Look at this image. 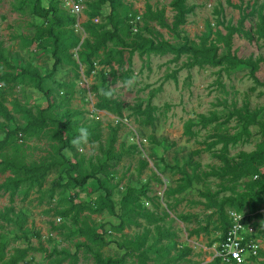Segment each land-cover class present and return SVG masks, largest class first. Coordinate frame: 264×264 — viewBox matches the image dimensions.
Wrapping results in <instances>:
<instances>
[{
  "label": "rangeland",
  "instance_id": "obj_1",
  "mask_svg": "<svg viewBox=\"0 0 264 264\" xmlns=\"http://www.w3.org/2000/svg\"><path fill=\"white\" fill-rule=\"evenodd\" d=\"M50 1L64 16L73 15L62 0H42L40 6L47 7ZM172 1L117 0L113 14L120 36L126 42L136 39L143 46L130 55L129 47L109 41L94 59L95 70L85 74V66H79L75 53L78 45L72 41L80 39V44L94 30L111 29L108 1L83 0V10L74 22L64 18L62 24L53 25L59 34L55 41L48 33L39 35L37 27L46 22L36 21L34 0H0V55L10 63L0 60V101L12 116L7 120L0 114V134L19 127L10 143L0 150V160L62 161L57 151L60 139L56 123L32 134L23 131L31 116L47 107L44 91H48L54 105L46 113L72 122V133L76 132L65 153L71 162L79 164L71 175L81 179L94 171L111 191L109 200L96 178L76 184L68 179L67 166L61 164L46 175L42 184L29 186L23 182L12 197L9 192L0 191V211L5 212L12 205L23 222L19 227L0 219L4 224L0 227V240L6 244V258L15 254L17 248H26L27 254L18 264H97L96 252L104 257H123L122 264H139L138 250L146 248L151 264H223L214 261V246L223 233L218 205L200 192L211 193L213 200L219 201L242 190L240 180L232 181L230 174L221 177L207 173L223 171L219 155L237 160L240 153L255 150L261 139L257 125L245 126L236 116L227 122L224 118L234 108L248 118L262 108L257 119L264 122V37L257 43L237 34L232 38V52L238 57L263 58L256 72L259 83L252 80L249 67L242 64L231 67L224 61L220 65L187 66L189 54L176 58L167 50H149L148 40H163L174 46L184 42L217 45L219 55H223L226 47L221 35L227 32L225 26L236 25L240 16L232 4L242 2L184 0V6L193 9L174 28L177 12ZM242 6L246 12L250 6L262 7L264 13V0H243ZM138 8H142L143 17L135 35L130 32L128 21ZM257 20L256 15H249L245 26H255ZM121 48L123 67L114 57L110 58L118 71L114 79L110 65L99 61L110 49ZM23 68L39 72L44 79L43 90L19 75ZM123 71L127 72L126 81ZM5 72L14 79L4 77ZM103 74L104 92L128 104L122 115L95 107ZM148 105L151 124L145 122L146 114L142 113ZM211 112L218 114L219 119L203 126L199 115L208 116ZM190 120L195 123L191 135L186 131ZM81 128L87 129V139H81ZM114 128L115 155L107 161L109 175L105 178L97 169L106 158ZM233 133H240L245 140L229 144L227 150L221 142H215L217 134ZM11 175V170L0 171V183ZM185 175L190 182L186 187ZM128 185L144 190L145 195L140 197L141 206L132 204V210L124 211L121 201ZM67 210V215L59 213ZM243 211L255 215L252 226L263 252L258 264H264V215H259L264 214V202L255 198ZM145 231L147 237L142 244ZM94 233L101 234L108 244L92 240Z\"/></svg>",
  "mask_w": 264,
  "mask_h": 264
},
{
  "label": "trees",
  "instance_id": "obj_2",
  "mask_svg": "<svg viewBox=\"0 0 264 264\" xmlns=\"http://www.w3.org/2000/svg\"><path fill=\"white\" fill-rule=\"evenodd\" d=\"M42 0H34L33 4V13L36 21H41V23L46 22L42 26H38L39 35H43L44 33H48L49 36L55 38L58 37V33L53 30V25L55 24H62V20L67 18L69 22H74L76 19L75 15L71 16H64L62 13L59 12L58 7L52 1L49 2L47 7H41ZM101 2L108 1L111 6V12L107 16L111 21V29H104L101 28L100 30H94L91 36H86L82 42L79 44L80 39H75L72 41V44L78 45L75 53H77L80 64L79 66H85L84 72L85 74H90L93 70H95V58L98 56V52L101 48L105 47L107 42L114 41L117 44L121 45L122 47H129L130 48V55L143 45L138 42L136 39H132L130 42H126L119 34V28L116 21H114V14L113 11L115 10L116 1L117 0H100ZM229 2V0H227ZM240 4H232L234 7L238 8L240 11L239 20L237 21L236 25H226L225 29L227 32L224 35H221L224 45L226 47V53L223 55H219V48L217 45L212 46H205V45H193L188 42H184L180 46H174L167 41L159 40L158 42H153L152 40H148V49L149 50H157L163 51L167 50L173 52L175 57H179L182 54H189L190 61L186 62L185 65L187 66H194L196 64L202 63H209L212 65H220L224 61H227L231 67H235L236 65L242 64L249 67V75L252 80L256 83H259L260 80L256 75L257 70L259 69L260 63L263 61V58L258 57L256 59L252 58H243L238 57L235 53L232 52V38L234 34H237L241 37H246L250 42L257 43L262 37H264V13L262 7H252L249 12H246V8H244L243 0ZM172 6L176 9L175 19L173 21V27H177L179 24L183 23L185 20V14L188 13L193 9L192 6L186 7L184 6V0H173L171 2ZM137 12V10H136ZM136 12L131 13L129 15V20L131 16H134ZM95 12L94 14H97ZM249 15H256L258 20L255 26L246 27L245 20ZM129 23V21H128ZM130 27V23H129ZM139 31V30H138ZM138 31L133 33L130 29L132 34H138ZM147 43V42H146ZM57 49V47L55 48ZM124 50L121 49H110L107 52V55L104 59H100L101 64H109L112 73L114 74V79H117V68L110 62V58L114 57L120 67L124 66V57H123ZM0 60L4 61L6 64L10 65L9 61L0 55ZM56 60L59 61V56L56 57ZM129 62V60H128ZM82 64V65H81ZM102 73V72H101ZM125 71L122 72L121 75H124L123 80H127ZM22 77H28L35 83V87L37 89L43 90L42 83L44 79L40 76L38 71L30 70L27 68H23L19 73ZM175 77V75H173ZM4 77H10L14 79V76L9 73L5 72ZM101 92H97V102L95 103V107L97 109H106L110 110L113 113H117L122 115V109L128 107V104L124 102L117 101L116 99L112 98L111 95H108L104 92L105 76L103 74ZM100 88V87H99ZM98 88V89H99ZM44 95L47 99V107L40 108L37 111L36 115L31 116V119L27 123L26 127L23 129L24 133L32 134L37 131L43 130L45 127L50 125L51 123H56V129L58 131V136L60 139V145L58 148V154L60 155L62 161H50L47 159H43L40 161H35L32 163H18L15 162L11 158H3L0 160V171L5 172L7 170H11V176L6 177V179L0 183V191L9 192L11 197L15 195L17 191H19L21 184L23 182H27L29 186L33 185L34 183L42 184L46 175L52 171L57 169L59 164L66 165V175L69 180L74 181L78 185H83L87 182L89 178H96L99 183L101 184L102 188L106 191V197L111 200V191L109 187L106 186L103 179L97 177V174L93 171L88 174H85L81 179L73 177L71 172L79 167L78 162L73 163L71 162L67 155L65 154L67 149L70 148L69 139L70 137L75 136L76 132L73 131L72 122H68L66 120H58L50 116L46 113L47 109L51 108L54 105V102L51 101L48 91H44ZM151 107L148 105L146 108L142 110L143 114H146L145 122L148 124L152 123V116L150 112ZM262 108L256 109L252 112L251 116L248 118L242 114L240 109L234 108L232 111L228 113V115L224 118V121L227 122L231 117L236 116L239 121L245 123V126L248 125H257L259 127L260 132V140L255 150L246 153L242 152L239 154L237 160L231 161L227 158L226 155L222 154L219 155L221 160L224 163L223 171H213L210 170L207 174L210 175H220L224 177L227 174H230L231 180L234 182H238L240 180L242 184V190L235 192V194H230L227 196H223L222 199L219 201L213 200V195L208 192H200L201 195H204L208 200L215 201L218 205L217 210L220 213L221 221H222V228L223 233L218 243H220L224 237L225 233L230 226V219L227 216L226 211L228 209H234L238 212H244L243 222L250 223L253 222L255 215L251 213H247L243 211L246 204L254 200L255 198H259L261 202H264V122H261L257 119L258 114L260 113ZM246 111H249L248 108H245ZM0 114L7 120H11L12 116L10 115L9 110L4 106V104L0 101ZM200 122L203 126L216 121L219 119L218 114L215 112H211L208 116L200 114ZM195 123L190 120L187 125V132L188 134H192L191 127ZM18 129L14 128L11 131H6L4 134H0V150H2L5 146H7L11 139L18 133ZM65 131L68 132L65 135ZM112 134L108 139V149L106 151V158L102 161L101 167L97 170L102 172L105 178H108V164L107 161L110 157L115 155V141H116V134L117 129H112ZM21 135V134H20ZM94 137L97 139L99 137V133L97 132L94 134ZM245 140L240 133H233V134H217L215 142H221L223 144L224 150L228 149L229 144H235L238 141ZM58 164V165H57ZM163 171V170H162ZM162 171H160L162 173ZM164 174V173H162ZM186 177V175H185ZM186 183L184 187L187 186L189 180L185 178ZM190 183V182H189ZM141 195H145L144 190H140L137 187L127 186L125 194L122 197L121 207L124 211L132 210V204H136L137 206H141L140 197ZM225 206L229 208L225 210ZM5 212L0 211V219H4L7 222H12L19 227L23 226V222L20 218V213L15 212L14 206L10 205L7 206L4 210ZM70 210L59 212L62 215H67ZM9 213L14 215L9 216ZM148 215V214H147ZM264 215V214H259ZM14 216V217H13ZM18 216V217H17ZM0 227H4V224L0 223ZM147 237V231H145L141 236L142 244L145 243V239ZM258 237V236H256ZM250 238V237H249ZM91 239L96 241L101 245H107L108 242L104 239L101 234L94 233L91 236ZM190 251V250H188ZM27 254V249L17 248L16 253L12 254L8 258H6V244L0 240V264H18L20 261L23 260L25 255ZM260 255H263L262 250L260 251ZM137 261L139 264H151L148 263L150 259L148 250L140 249L136 255ZM95 262L97 264H122L124 261L123 257H104L101 253L96 252L94 255ZM214 261L222 262L221 257L214 256ZM61 262V260H59ZM224 264V263H223Z\"/></svg>",
  "mask_w": 264,
  "mask_h": 264
},
{
  "label": "built area",
  "instance_id": "obj_3",
  "mask_svg": "<svg viewBox=\"0 0 264 264\" xmlns=\"http://www.w3.org/2000/svg\"><path fill=\"white\" fill-rule=\"evenodd\" d=\"M62 3L77 18L83 10V0H62ZM142 17V8H138L136 14L130 17V29L133 33L138 31ZM226 213L230 219V226L224 239L214 246L215 256L221 257L224 264H258L262 260L260 255L262 246L256 237L257 232L252 226L253 223L242 221L244 212L230 208ZM60 219L58 217L57 221Z\"/></svg>",
  "mask_w": 264,
  "mask_h": 264
},
{
  "label": "clouds",
  "instance_id": "obj_4",
  "mask_svg": "<svg viewBox=\"0 0 264 264\" xmlns=\"http://www.w3.org/2000/svg\"><path fill=\"white\" fill-rule=\"evenodd\" d=\"M81 139H87L88 137V131L87 129L81 128Z\"/></svg>",
  "mask_w": 264,
  "mask_h": 264
}]
</instances>
